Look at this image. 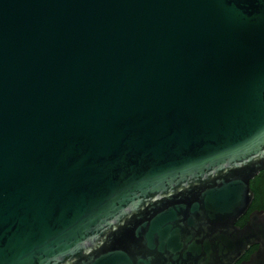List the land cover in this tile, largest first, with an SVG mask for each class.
Instances as JSON below:
<instances>
[{
    "label": "water",
    "instance_id": "obj_1",
    "mask_svg": "<svg viewBox=\"0 0 264 264\" xmlns=\"http://www.w3.org/2000/svg\"><path fill=\"white\" fill-rule=\"evenodd\" d=\"M262 171L264 0H0V264H235Z\"/></svg>",
    "mask_w": 264,
    "mask_h": 264
},
{
    "label": "flooded vegetation",
    "instance_id": "obj_2",
    "mask_svg": "<svg viewBox=\"0 0 264 264\" xmlns=\"http://www.w3.org/2000/svg\"><path fill=\"white\" fill-rule=\"evenodd\" d=\"M251 189L255 194L253 203L248 212L238 220L237 227L245 228L250 220V216L255 211H264V171H262L255 179L251 181ZM263 241L253 243L248 247L245 253L235 262V264H252L253 257L264 253ZM255 264H264V256Z\"/></svg>",
    "mask_w": 264,
    "mask_h": 264
}]
</instances>
